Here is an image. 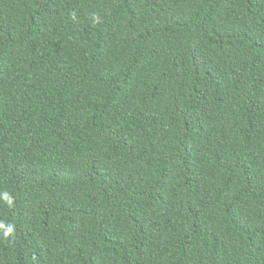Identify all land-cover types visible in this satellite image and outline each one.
<instances>
[{"label":"trees","instance_id":"trees-1","mask_svg":"<svg viewBox=\"0 0 264 264\" xmlns=\"http://www.w3.org/2000/svg\"><path fill=\"white\" fill-rule=\"evenodd\" d=\"M0 223V264H264V0H0Z\"/></svg>","mask_w":264,"mask_h":264},{"label":"clouds","instance_id":"clouds-1","mask_svg":"<svg viewBox=\"0 0 264 264\" xmlns=\"http://www.w3.org/2000/svg\"><path fill=\"white\" fill-rule=\"evenodd\" d=\"M3 199L7 202L9 206L12 205L13 200L7 192L4 193ZM13 231L14 227L12 225L5 226L4 224L0 223V232H2L4 238H8L9 236H11L13 234Z\"/></svg>","mask_w":264,"mask_h":264}]
</instances>
